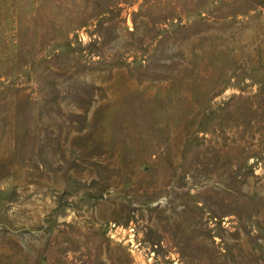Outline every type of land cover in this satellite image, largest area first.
Wrapping results in <instances>:
<instances>
[{
	"label": "rangeland",
	"instance_id": "obj_1",
	"mask_svg": "<svg viewBox=\"0 0 264 264\" xmlns=\"http://www.w3.org/2000/svg\"><path fill=\"white\" fill-rule=\"evenodd\" d=\"M0 264H264V0H0Z\"/></svg>",
	"mask_w": 264,
	"mask_h": 264
}]
</instances>
